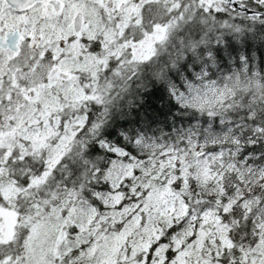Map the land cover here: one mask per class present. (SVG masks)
Returning a JSON list of instances; mask_svg holds the SVG:
<instances>
[{"label": "snow or ice", "instance_id": "snow-or-ice-1", "mask_svg": "<svg viewBox=\"0 0 264 264\" xmlns=\"http://www.w3.org/2000/svg\"><path fill=\"white\" fill-rule=\"evenodd\" d=\"M0 264H264V0H0Z\"/></svg>", "mask_w": 264, "mask_h": 264}]
</instances>
